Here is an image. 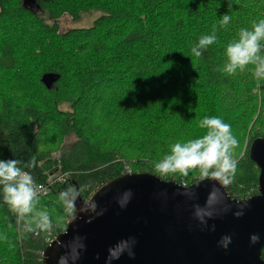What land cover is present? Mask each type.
I'll use <instances>...</instances> for the list:
<instances>
[{"label":"trees","instance_id":"1","mask_svg":"<svg viewBox=\"0 0 264 264\" xmlns=\"http://www.w3.org/2000/svg\"><path fill=\"white\" fill-rule=\"evenodd\" d=\"M92 9L104 13L91 26L59 29L62 15ZM226 13L231 21L220 27ZM260 19L264 0H0V160L22 166L35 157L36 167L25 169L35 181L49 170L70 173L39 197L38 207L61 225L51 232L22 234L0 191V236L8 237L0 239V264H44L47 236L71 218L61 191L85 185L78 198L87 199L126 171L158 175L155 163L172 144L203 135L206 116L230 124L238 140L227 191L257 193L260 167L249 146L264 135V81L252 66L235 75L217 69L239 30ZM214 25L217 41L193 56L192 46ZM161 178L189 185L202 177L193 170Z\"/></svg>","mask_w":264,"mask_h":264},{"label":"water","instance_id":"2","mask_svg":"<svg viewBox=\"0 0 264 264\" xmlns=\"http://www.w3.org/2000/svg\"><path fill=\"white\" fill-rule=\"evenodd\" d=\"M43 80L51 87V78ZM249 154L260 174L257 193L246 198L233 197L227 186L203 177L189 185L149 171H126L110 179L89 198L77 199L75 218L46 246L44 264H58L75 237L86 245L75 264H109V248L130 238L135 256L125 252L111 264H264V135L251 141ZM214 188L222 195L213 196L207 209L211 216L201 223L195 208L210 203ZM128 190L132 196L122 208L118 200ZM85 201H94L96 211L81 212ZM253 235L259 237L255 244ZM224 236L231 237L227 248L219 243Z\"/></svg>","mask_w":264,"mask_h":264},{"label":"clouds","instance_id":"3","mask_svg":"<svg viewBox=\"0 0 264 264\" xmlns=\"http://www.w3.org/2000/svg\"><path fill=\"white\" fill-rule=\"evenodd\" d=\"M229 9L232 4L229 2ZM231 16L226 13L219 21L220 27L227 26ZM217 28L214 25L211 34L201 35L198 41L192 46L191 53L200 57L203 51L217 41ZM226 63L218 68L228 75H235L237 72H244L248 66H252V75L257 81H264V19L254 21L251 28H241L238 38L228 43L226 50ZM199 127L205 132L198 138L186 142H176L170 146V152L155 163V172L161 177L179 173L187 176L190 171L198 170L201 177L215 180L223 187L232 182V176L236 170V161L233 158L238 140L232 133L231 125L225 123L221 118L212 116L204 117L199 121ZM36 167V158L31 157L21 166L18 159L0 160V191H2L3 202L8 205L9 210L16 217V224L21 233L51 232L55 227H60L59 220L53 223V219L47 208L38 207L41 193L46 192L43 184H38L31 173L25 169ZM70 173H66L69 175ZM85 185L72 184L58 194L59 201L63 204L64 213L75 218L77 212L76 201L85 190ZM191 194V193H188ZM219 190L214 188L210 194V203L205 208L196 206L194 215L201 223L206 224V216H211L207 209L211 206L213 196L219 199ZM132 196L131 190L126 191L119 198L120 206L126 207ZM97 209L94 201H85L79 209L81 212ZM237 216L242 213H236ZM0 239L8 241L7 235L0 236ZM251 242L257 243L259 237L251 236ZM220 245L227 248L231 243L230 236H224ZM135 239L121 240L110 247L108 262L119 259L125 252L134 257L133 245ZM65 254L61 255L58 264H75L80 258L81 251L86 248L83 238L75 237L67 246ZM264 258V257H262Z\"/></svg>","mask_w":264,"mask_h":264},{"label":"rangeland","instance_id":"4","mask_svg":"<svg viewBox=\"0 0 264 264\" xmlns=\"http://www.w3.org/2000/svg\"><path fill=\"white\" fill-rule=\"evenodd\" d=\"M32 7L37 10V12L46 17L47 16V11L42 9L41 7H38L37 4L33 3ZM104 13L103 10L101 9H92L89 11L82 12L80 16L73 18L69 14H64L61 17L58 18V23H59V29L61 31H65L69 28H74V27H87L91 26L94 24V21L101 16Z\"/></svg>","mask_w":264,"mask_h":264},{"label":"built area","instance_id":"5","mask_svg":"<svg viewBox=\"0 0 264 264\" xmlns=\"http://www.w3.org/2000/svg\"><path fill=\"white\" fill-rule=\"evenodd\" d=\"M53 155V158L58 160L60 159L61 157V151L60 150H56L52 153ZM66 173L68 172H60V171H52L49 170L46 172V176L43 180L41 181H36L38 184H43L45 189H46V192L44 193H41V194H47L49 193L51 190H52V186L55 182L57 181H65V178H67L68 175H66ZM181 184L183 185H187L185 181H183ZM56 238V236H53V235H48L47 236V243H51L54 239Z\"/></svg>","mask_w":264,"mask_h":264}]
</instances>
